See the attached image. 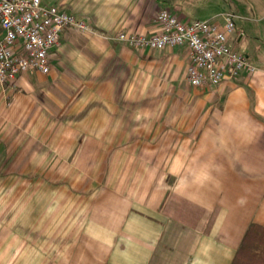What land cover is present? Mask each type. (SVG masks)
I'll return each mask as SVG.
<instances>
[{"label":"crops","instance_id":"obj_1","mask_svg":"<svg viewBox=\"0 0 264 264\" xmlns=\"http://www.w3.org/2000/svg\"><path fill=\"white\" fill-rule=\"evenodd\" d=\"M42 1L102 34L65 27L49 72L17 76L32 99L0 104V175L48 180L31 184L29 216L2 218L0 264H231L248 225L264 226V51L244 53L254 72L193 87L185 46L135 49L115 34L150 33L162 7L182 20L220 13L182 0ZM249 5L234 12L238 51L252 22L264 43V0ZM20 122L27 138L1 135ZM46 142L65 168L37 167ZM11 158L35 165L9 167ZM0 186L8 213L28 185Z\"/></svg>","mask_w":264,"mask_h":264},{"label":"built area","instance_id":"obj_2","mask_svg":"<svg viewBox=\"0 0 264 264\" xmlns=\"http://www.w3.org/2000/svg\"><path fill=\"white\" fill-rule=\"evenodd\" d=\"M155 25L150 33L119 31L115 38L135 49L185 46V80L193 87L218 86L242 72L256 70L243 52L232 47L238 34L234 13H223L220 21L182 20L162 7ZM70 26L102 34L81 18L42 0H0V86H15L22 73H48L50 51L58 45L61 31Z\"/></svg>","mask_w":264,"mask_h":264},{"label":"rangeland","instance_id":"obj_3","mask_svg":"<svg viewBox=\"0 0 264 264\" xmlns=\"http://www.w3.org/2000/svg\"><path fill=\"white\" fill-rule=\"evenodd\" d=\"M170 2H176V0H169ZM179 1V0H178ZM177 1V2H178ZM185 5L188 8L193 9V6L198 4L200 5L203 9H207L210 12L213 13H217L219 15H222L223 12H235L237 14L236 8L238 7H243L245 8L248 12H251V7H250V1L251 0H182ZM250 10V12H249ZM222 12V13H221ZM197 13V12H196ZM195 15V13H193ZM193 15V16H194ZM249 15V14H248ZM213 19V17L211 18ZM250 29L248 28V30L246 31V35L244 36V40L243 43L240 45L239 50H241L243 53H250V51L252 50V48L257 49L258 51H260V55H263V51H264V43L256 38V31L254 30L256 27V24L254 22L250 23ZM254 28V29H253ZM183 83L185 81H182ZM180 83V86H183V83ZM185 84V83H184ZM186 86V85H185ZM1 88H3L5 90L4 92V96L2 97V100L0 99V104L3 103L5 107L10 108L13 104H16V102H14V95L18 94V95H24V97H28L30 99H32V92L28 89L25 88L23 86H12V87H8V86H0ZM187 88L192 89L191 87L186 86ZM27 89V90H26ZM11 91V93L7 92ZM189 96H185V100H182V102H184L185 105V110H187L189 108V106H191V101L190 99H188ZM7 119L9 120V125H11V123H13V125H16V119L15 116L13 115H9V118L7 117ZM171 119V118H170ZM169 119V121H170ZM172 120V119H171ZM1 122V121H0ZM15 122V123H14ZM21 124L18 123L16 127H11L9 126V128H7L5 130V128L2 129V134L4 135L5 131H8L9 136L12 137H18V133H21L22 136H24V138H27L28 135H30V131L28 133V129H25V126L28 128L27 124H22L24 125V127L21 126L20 130L17 128L18 125ZM5 126H7L5 124ZM0 127H1V123H0ZM17 128V129H16ZM43 131H48V129H42ZM152 131L154 132V135H156V133L158 132V128L157 129H152ZM5 138H7L8 136H4ZM9 138V137H8ZM8 138L6 140H8ZM23 145V144H22ZM20 145V146H22ZM32 145V144H31ZM12 146V145H10ZM14 146V145H13ZM17 147V144L15 145ZM20 146H18L20 148ZM17 147V148H18ZM27 151V149L25 150ZM17 152V149L13 151H10V153L13 155H15V153ZM53 151L50 149L49 144L46 142L45 144H42L41 146V158L37 159L36 163L41 161V163H38V166L41 171H48V168L51 166H56L57 168H65V159H58L57 161H53L52 159V154ZM17 154V153H16ZM11 156V157H12ZM69 161V160H67ZM4 161H0V163ZM9 164V167H16V168H22V169H31L32 167H34L35 163L33 164L32 160L26 159V160H16L14 158L8 159L6 161ZM4 167V165H3ZM6 168V167H5ZM4 169V168H3ZM61 176L58 177V179ZM102 177H98V179H101ZM39 179H41L42 183L45 184V180L46 182L48 181L46 176H41L40 178L36 177L35 179L33 178V175H24L23 177H17L16 175H9L8 177H6L5 175L1 176L0 175V183H9V189L11 185L14 184H18V183H23L26 184L28 186H26V188L24 189L25 191L20 192V199L19 202L16 204V206L12 209L8 208V213H6V208L2 207L0 205V222L2 220V218L5 215H8L11 219L9 220V222H12V218L14 220L17 219V217H22V212L25 213V215L29 216L28 213V201H24L25 199H30L33 195V191H32V187L31 184H37ZM96 186V182H94V184L91 186L93 189ZM3 188V186H2ZM1 186H0V199H1V190H2ZM3 193L4 190H3ZM15 192H11L9 191V195L10 197L14 194ZM36 194H38L36 192ZM48 197V191L44 192L41 194L40 198L41 199H47ZM25 221H27V224L25 223V227L28 225V218L25 219ZM29 229V228H28ZM43 261V258H42Z\"/></svg>","mask_w":264,"mask_h":264},{"label":"trees","instance_id":"obj_4","mask_svg":"<svg viewBox=\"0 0 264 264\" xmlns=\"http://www.w3.org/2000/svg\"><path fill=\"white\" fill-rule=\"evenodd\" d=\"M231 264H264V226L248 225Z\"/></svg>","mask_w":264,"mask_h":264}]
</instances>
